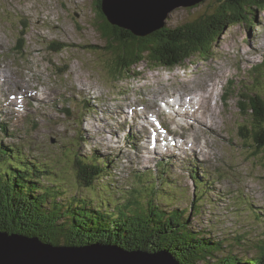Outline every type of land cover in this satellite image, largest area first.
Listing matches in <instances>:
<instances>
[{
    "label": "rangeland",
    "instance_id": "obj_1",
    "mask_svg": "<svg viewBox=\"0 0 264 264\" xmlns=\"http://www.w3.org/2000/svg\"><path fill=\"white\" fill-rule=\"evenodd\" d=\"M217 2L175 7L165 21L182 24L210 12ZM99 22L95 0H0V122L9 132L2 137L4 142L22 144L27 156L56 160L54 179L68 183L74 176L71 156L64 162L69 148L82 156L93 149L109 153L116 166L113 181L108 177L105 181L117 191L127 183L133 166H153L156 161L151 159L163 156L172 176L189 193L176 200L179 206L191 202L194 184L186 170L195 164L217 180L206 196L201 195L200 211L190 219L193 225L222 241L226 235L236 238L246 231L260 236L264 222L250 214L257 210L264 220V149L257 150L251 138L240 135L252 121L240 94L254 91L264 98V69H258L264 60V10L256 12L252 26L242 20L228 25L208 59L194 55L168 67L143 61L120 77L110 73ZM193 89L209 96L197 112L198 117L205 115L204 122L173 112L190 109L191 104L179 101V93L192 96ZM106 109L122 116L111 118ZM209 112L215 114L212 128L205 123ZM173 116L185 123L177 124ZM123 119L127 127H115ZM131 124L136 138L128 142L125 130ZM78 134L92 138L76 147L71 142ZM106 195L115 198L116 191ZM241 242L251 244L252 256L253 240ZM242 243L234 242L231 250L245 258Z\"/></svg>",
    "mask_w": 264,
    "mask_h": 264
},
{
    "label": "trees",
    "instance_id": "obj_2",
    "mask_svg": "<svg viewBox=\"0 0 264 264\" xmlns=\"http://www.w3.org/2000/svg\"><path fill=\"white\" fill-rule=\"evenodd\" d=\"M217 1L210 12L175 26L165 21L142 36L109 23L101 0H95L100 20L97 30L106 42L110 73L120 77L143 61L168 67L194 55L208 59L228 25L242 20L252 26L256 12L264 10V0ZM258 69H264L263 61ZM240 97L252 115L250 129L242 128L240 135L251 138L257 150L264 149V98L254 91L242 92ZM81 141L78 136L71 145L78 147ZM70 156L74 176L68 183L54 179L56 160L28 157L18 145L0 142V231L34 235L56 244L97 242L114 243L126 250L164 249L180 264H264V230L256 238L247 231L235 234L236 238L226 235L223 242L193 225L190 219L200 211L201 195L206 196L213 184L209 174L191 172L195 193L189 195L191 202L179 206L176 200L189 193L177 178L161 177L152 170L135 173L125 188L118 189L119 197L117 189L112 190L114 185L105 181L111 173L109 156L98 150L82 156L69 148L64 162ZM113 191L115 198L107 197ZM252 211L251 218L264 222L259 211ZM242 240H253L256 249L252 256L248 252L251 244L244 246ZM226 242L228 246H224ZM234 242L242 243L245 258L231 250Z\"/></svg>",
    "mask_w": 264,
    "mask_h": 264
},
{
    "label": "water",
    "instance_id": "obj_3",
    "mask_svg": "<svg viewBox=\"0 0 264 264\" xmlns=\"http://www.w3.org/2000/svg\"><path fill=\"white\" fill-rule=\"evenodd\" d=\"M201 0H101V9L112 25L134 35H146L165 24L178 6ZM0 264H180L164 249L126 250L114 243L67 245L38 236L0 231Z\"/></svg>",
    "mask_w": 264,
    "mask_h": 264
},
{
    "label": "bare ground",
    "instance_id": "obj_4",
    "mask_svg": "<svg viewBox=\"0 0 264 264\" xmlns=\"http://www.w3.org/2000/svg\"><path fill=\"white\" fill-rule=\"evenodd\" d=\"M263 64H264V61H263ZM5 65V64H4ZM262 67V66H261ZM8 75V74H7ZM9 83H10V81H8ZM203 82V81H202ZM207 82H205V84H206ZM197 86V85H196ZM207 86V85H206ZM212 86V85H211ZM202 88H204V86L202 87ZM201 89V88H200ZM186 90V89H185ZM189 90V89H188ZM180 91H182V90H180ZM211 91V90H210ZM29 92V91H28ZM158 92V91H157ZM206 92L207 91H204V92H200V90H196V89H193V95L192 96H190V94H185L186 92H183V93H179V101L183 104V106H185V105H187V104H191V106H189L190 107V109L188 110L187 109V107H185V110L183 109V111L182 110H177V111H173V112H175L174 114L175 115H179L180 116V118H189L188 116H191L192 118H194L193 120L194 121H196V122H199V121H206L205 119H204V117H205V115L204 114H202V113H199V114H201V115H199V117H198V114H197V112H198V110H200V106H201V104L202 103H204V104H207V98L209 97V96H207L206 95ZM209 92V91H208ZM161 93H163V92H161ZM210 93V92H209ZM225 94V93H224ZM200 95H203V98H201V99H199V96ZM206 96H207V98H206ZM163 98H165V97H163ZM211 98V97H210ZM210 100V99H209ZM152 101V100H151ZM151 101H149V102H151ZM157 101V100H156ZM155 101V102H156ZM171 103V102H170ZM156 104V103H155ZM166 104V103H165ZM174 104V103H173ZM145 106V105H144ZM151 106V105H150ZM178 106V105H177ZM181 107H182V105H180ZM211 106V105H210ZM217 106V105H216ZM149 107V106H148ZM147 107V108H148ZM173 107H175V106H173ZM146 108V107H145ZM153 108H155V107H153ZM168 108V107H167ZM202 108V107H201ZM150 109H151V107H150ZM171 109H172V107H171ZM107 111H108V115L111 117V118H113L114 116L111 114V111L109 110V109H106ZM186 110H187V112H186ZM210 110V109H209ZM110 113V114H109ZM210 114H208L207 113V117L209 118V120L207 121V122H205L207 125H209V126H211V128H212V125L214 124V121H215V114L213 115L211 112H209ZM104 115V114H103ZM163 115V114H162ZM130 118V117H129ZM144 119H145V117H144ZM173 120L174 121H176L177 122V124H183V123H185V121L184 122H182V123H180L178 120H177V117H174L173 118ZM184 120V119H183ZM142 121V120H141ZM187 121V120H186ZM113 122V121H112ZM134 122V121H133ZM120 123V122H119ZM159 123V122H158ZM192 123V122H191ZM194 124V123H193ZM138 125V124H137ZM115 126V125H114ZM204 126V125H203ZM134 127V126H133ZM198 127H202V126H198ZM216 127V126H215ZM147 128V127H146ZM160 128V127H159ZM189 128V127H188ZM187 128V129H188ZM195 128V127H194ZM197 128V127H196ZM204 128V127H203ZM210 128V129H211ZM128 129V128H127ZM173 132V131H172ZM183 133H185V132H183ZM196 133H197V131H196ZM173 134V133H172ZM179 135V134H178ZM185 137H187V136H185ZM177 138V137H176ZM184 140V139H183ZM196 141V140H195ZM185 142V141H184ZM192 142V141H191ZM191 142H189V143H191ZM148 143V142H147ZM187 143V142H186ZM192 143H194V142H192ZM191 143V144H192ZM197 145V144H196ZM188 146H189V144H188ZM198 148V147H197ZM151 149V148H150ZM197 150V149H196ZM200 150V149H199ZM202 151V150H201ZM200 151V152H201ZM193 153H194V151H192ZM162 167H163V165H161L160 166V168L162 169ZM194 173V172H193ZM122 192V191H121Z\"/></svg>",
    "mask_w": 264,
    "mask_h": 264
}]
</instances>
